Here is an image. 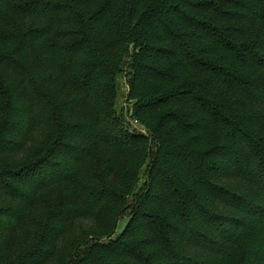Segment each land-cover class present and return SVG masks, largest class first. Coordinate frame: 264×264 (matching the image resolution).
Listing matches in <instances>:
<instances>
[{"label":"trees","instance_id":"trees-1","mask_svg":"<svg viewBox=\"0 0 264 264\" xmlns=\"http://www.w3.org/2000/svg\"><path fill=\"white\" fill-rule=\"evenodd\" d=\"M10 13L17 27L0 41L10 81L0 117V264L58 257L68 226L84 217L70 182L85 176L93 143L107 159L94 205L125 198V138L103 136L107 124L89 113L92 93L123 73L130 119L156 153L124 229L115 224L77 264H264V0H0V22ZM34 93L58 114L55 137L29 160L40 139ZM59 185L62 214L13 260L23 219L13 190L34 202Z\"/></svg>","mask_w":264,"mask_h":264},{"label":"rangeland","instance_id":"rangeland-1","mask_svg":"<svg viewBox=\"0 0 264 264\" xmlns=\"http://www.w3.org/2000/svg\"><path fill=\"white\" fill-rule=\"evenodd\" d=\"M16 20L14 13H10L3 22H0V41L14 35L17 27ZM64 67L71 68L72 65L68 61L65 62ZM127 80V74L123 73L101 84L92 93L89 113L92 118L107 124L103 136L120 138L124 136L125 145L119 151L121 179L123 185L132 191L129 190L126 195H122L124 199L120 197L115 203H105L100 207L94 205L97 196L105 187L100 182L99 176L107 159L101 146L93 143L95 149L82 166L85 176L70 182V186H75L82 197L78 210L85 212L84 217L68 226L69 234L60 245L58 257L51 264H77L93 244L108 241L107 236L114 229L115 224L118 225L119 231H122L126 225L125 218L127 219L132 214L136 206L135 197L145 188L157 145L144 127L130 119ZM77 81L79 84L87 82L84 72L79 73ZM8 84L10 81L3 76L0 70V117L6 112ZM32 100L39 109L36 122L40 139L32 144L27 152L29 160L41 155L46 145L55 137V116L58 114L57 109L48 105L38 97V94L34 93ZM126 131H136L145 136L146 140L137 143L126 136ZM13 193L18 202L20 201L19 204H14V208L23 214L22 227L12 252V259L18 261L30 245L42 235L49 221L62 214L61 204L67 193L63 185L47 187L38 194L34 202L16 190H13Z\"/></svg>","mask_w":264,"mask_h":264}]
</instances>
